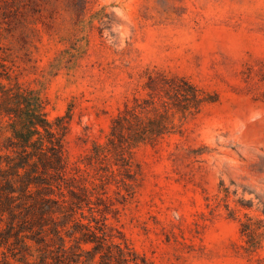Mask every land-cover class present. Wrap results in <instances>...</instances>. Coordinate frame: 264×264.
I'll use <instances>...</instances> for the list:
<instances>
[{
  "label": "rangeland",
  "instance_id": "1",
  "mask_svg": "<svg viewBox=\"0 0 264 264\" xmlns=\"http://www.w3.org/2000/svg\"><path fill=\"white\" fill-rule=\"evenodd\" d=\"M0 48L11 77L0 81L43 98L74 191L86 190L75 217H35L20 202L12 217L0 199V264L72 254L88 264L83 235L139 264H264V0H0ZM157 75L186 79L205 100L175 114V134L126 154L131 186L116 167L103 184L93 146L136 99L162 111L164 93L147 86ZM13 223L29 248L3 246Z\"/></svg>",
  "mask_w": 264,
  "mask_h": 264
},
{
  "label": "trees",
  "instance_id": "2",
  "mask_svg": "<svg viewBox=\"0 0 264 264\" xmlns=\"http://www.w3.org/2000/svg\"><path fill=\"white\" fill-rule=\"evenodd\" d=\"M8 69L0 61V78L10 81ZM147 86L151 90L156 87L159 93H164L163 97L160 95L162 111L154 106L153 101L145 100L141 103L136 99L133 107L125 106L112 119L107 142L95 143L93 146L89 159L104 166L106 174L101 178L103 184L106 177L116 175L115 170H112L116 167L121 182L131 186L132 165L126 154L141 145L152 144L175 134L177 126L172 119L175 114L186 117L205 100L200 90L184 78L150 76ZM150 106L155 112L154 116H149ZM56 126L48 119L46 103L39 93L19 83L7 85L0 81V199L12 217L17 215L14 209L19 203L16 202L22 203L24 210L35 217H54L56 214L75 217L77 209L82 208L78 204L85 200L83 196L86 190H80L83 194L74 191L77 179L68 177L70 167L65 157L60 132L62 127L61 124ZM64 190L71 196L70 200ZM55 194L59 196L58 199L54 197ZM75 200L78 202L75 203ZM49 203L57 205L58 211L47 212L44 206ZM66 204L75 213L67 215L64 212ZM22 228L15 223L10 225L11 232L1 235L5 242L3 246L13 244L10 243L13 238L14 243L21 248H29L28 237ZM54 232L58 234L61 250L66 254V240L58 227H55ZM82 245H90L91 248L85 250ZM79 250L88 256V264H139L135 254L120 245L108 244L105 237L83 235ZM63 264H84V261L81 256L72 254Z\"/></svg>",
  "mask_w": 264,
  "mask_h": 264
}]
</instances>
